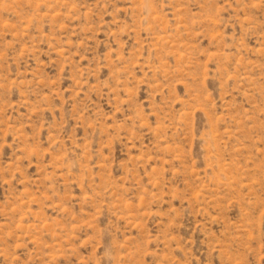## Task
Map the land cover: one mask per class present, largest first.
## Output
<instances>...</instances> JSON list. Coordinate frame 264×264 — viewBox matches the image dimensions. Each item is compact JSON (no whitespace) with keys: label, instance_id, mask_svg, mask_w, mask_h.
<instances>
[{"label":"rangeland","instance_id":"obj_1","mask_svg":"<svg viewBox=\"0 0 264 264\" xmlns=\"http://www.w3.org/2000/svg\"><path fill=\"white\" fill-rule=\"evenodd\" d=\"M0 264H264V0H0Z\"/></svg>","mask_w":264,"mask_h":264}]
</instances>
